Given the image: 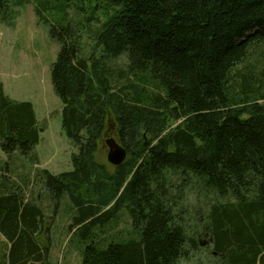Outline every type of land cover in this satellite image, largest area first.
Segmentation results:
<instances>
[{
	"label": "trees",
	"instance_id": "obj_1",
	"mask_svg": "<svg viewBox=\"0 0 264 264\" xmlns=\"http://www.w3.org/2000/svg\"><path fill=\"white\" fill-rule=\"evenodd\" d=\"M91 1L94 26L67 18L81 0L35 9L61 12L50 80L76 148L71 171L33 176L42 198L12 158L37 165L44 126L0 82V264H51L46 223L63 204L79 264H181L202 247L194 264H264V66L237 68L264 44V0ZM108 120L126 151L111 171L96 160ZM121 213L130 226L113 232Z\"/></svg>",
	"mask_w": 264,
	"mask_h": 264
},
{
	"label": "rangeland",
	"instance_id": "obj_2",
	"mask_svg": "<svg viewBox=\"0 0 264 264\" xmlns=\"http://www.w3.org/2000/svg\"><path fill=\"white\" fill-rule=\"evenodd\" d=\"M42 1L12 0L10 12L5 21L0 20V82L3 84L4 93L12 100L30 102L37 122L44 126L39 143L34 147L37 165L19 155L13 157L12 160L20 165L16 166L17 176L14 175L12 179L15 178L18 181H20L19 177H25L26 181L29 179L33 184L31 185L33 192L41 195V198L44 192L38 185H35L36 181L33 176L40 170H46L54 175L71 171V154L76 152V148L61 130L62 105L53 91L50 80L51 65L59 50V44L51 38L50 27L60 21L61 12L51 7L53 4H57L53 3L49 10L45 8L42 11V20H39L35 9ZM15 2L18 5H14ZM79 7L77 9L73 5L68 8L67 18L83 24L85 23L84 19L93 18V21L90 22L93 26L96 25L94 19L99 22L103 21L101 11L96 8L94 10V2L91 0H81ZM251 52L249 61L238 65V69H242L246 63L254 64V62H257L256 65L259 68H263L264 56L261 57L258 52H264V44ZM85 53H88L87 48ZM108 123L104 139L96 153V160L111 171L112 168L106 161L108 149L104 142L110 138L117 141V137L114 123L109 120ZM7 162V156L0 149V166ZM26 194L28 195V192ZM48 201L51 203L50 199ZM48 201L45 200V203L47 204ZM184 203L188 210H191V214L198 205H201L200 201H196L194 194H188ZM66 211V206L63 204L52 219H47L46 227L49 228L52 239L51 264H79L80 262L79 253L74 243H66L65 230L69 224ZM47 214H49V210ZM129 223L127 215L121 213L113 232L128 229ZM200 241H203L202 246L206 245V239L201 238ZM1 248L2 237H0ZM207 255L206 248L202 247V250L192 256L191 260L182 261L181 264H194L196 260L206 262L208 261Z\"/></svg>",
	"mask_w": 264,
	"mask_h": 264
},
{
	"label": "water",
	"instance_id": "obj_3",
	"mask_svg": "<svg viewBox=\"0 0 264 264\" xmlns=\"http://www.w3.org/2000/svg\"><path fill=\"white\" fill-rule=\"evenodd\" d=\"M104 143L108 149L106 155L107 163L113 167L121 165L126 158V151L112 138L105 140Z\"/></svg>",
	"mask_w": 264,
	"mask_h": 264
}]
</instances>
